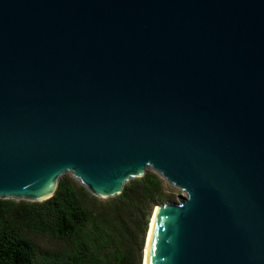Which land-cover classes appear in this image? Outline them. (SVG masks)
Wrapping results in <instances>:
<instances>
[{"label":"water","instance_id":"water-1","mask_svg":"<svg viewBox=\"0 0 264 264\" xmlns=\"http://www.w3.org/2000/svg\"><path fill=\"white\" fill-rule=\"evenodd\" d=\"M147 171L146 264H264V0H0V200Z\"/></svg>","mask_w":264,"mask_h":264},{"label":"trees","instance_id":"trees-1","mask_svg":"<svg viewBox=\"0 0 264 264\" xmlns=\"http://www.w3.org/2000/svg\"><path fill=\"white\" fill-rule=\"evenodd\" d=\"M168 189L147 171L99 200L67 175L43 202L0 200V264H142L147 225Z\"/></svg>","mask_w":264,"mask_h":264},{"label":"rangeland","instance_id":"rangeland-1","mask_svg":"<svg viewBox=\"0 0 264 264\" xmlns=\"http://www.w3.org/2000/svg\"><path fill=\"white\" fill-rule=\"evenodd\" d=\"M64 176H67V175H64ZM167 185V184H166ZM168 186V185H167ZM168 190L166 191V197H167V201L168 202H175L176 199L182 195V193L174 188V187H171V186H168ZM152 213V212H151ZM149 225H150V222H149ZM149 225L148 226V231H149ZM147 231V230H146ZM148 231H147V234L146 235V238L144 237L145 239V243L143 241V245H144V248H145V244H146V241H147V236H148ZM39 245L45 249H51L53 246H54V243L50 240H39ZM143 247V246H142ZM144 248H143V255H142V250H141V257H142V264H143V258H144ZM141 264V263H140Z\"/></svg>","mask_w":264,"mask_h":264},{"label":"bare ground","instance_id":"bare-ground-1","mask_svg":"<svg viewBox=\"0 0 264 264\" xmlns=\"http://www.w3.org/2000/svg\"><path fill=\"white\" fill-rule=\"evenodd\" d=\"M157 208H158V207H155V208H154V211H153L152 217H151V219H150V225H149V231H148L147 241H146L145 248H144L143 264H146V258H147V252H148L149 236H150V232H151V228H152V224H153V219H154V215H155V212H156V209H157Z\"/></svg>","mask_w":264,"mask_h":264}]
</instances>
